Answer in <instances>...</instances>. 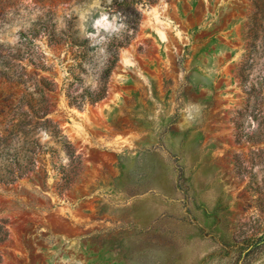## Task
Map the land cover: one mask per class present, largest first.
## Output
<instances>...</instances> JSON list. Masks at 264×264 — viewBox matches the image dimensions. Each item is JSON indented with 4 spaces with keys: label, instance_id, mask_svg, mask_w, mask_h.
I'll list each match as a JSON object with an SVG mask.
<instances>
[{
    "label": "rangeland",
    "instance_id": "obj_1",
    "mask_svg": "<svg viewBox=\"0 0 264 264\" xmlns=\"http://www.w3.org/2000/svg\"><path fill=\"white\" fill-rule=\"evenodd\" d=\"M94 3L0 0V264H264V0Z\"/></svg>",
    "mask_w": 264,
    "mask_h": 264
},
{
    "label": "clouds",
    "instance_id": "obj_2",
    "mask_svg": "<svg viewBox=\"0 0 264 264\" xmlns=\"http://www.w3.org/2000/svg\"><path fill=\"white\" fill-rule=\"evenodd\" d=\"M108 3L111 4L112 0H108ZM93 8L100 9V16L98 19L95 20V27L97 29V33L99 32V29L104 28V29H112L113 31L117 30L116 26V20L120 18L121 14L119 12L116 13V15L112 16L111 21L109 20V13H106L102 8L99 3V0H97V3H94L92 5ZM86 15L81 16V20L86 19ZM123 25H121L122 27Z\"/></svg>",
    "mask_w": 264,
    "mask_h": 264
},
{
    "label": "trees",
    "instance_id": "obj_3",
    "mask_svg": "<svg viewBox=\"0 0 264 264\" xmlns=\"http://www.w3.org/2000/svg\"><path fill=\"white\" fill-rule=\"evenodd\" d=\"M0 230L2 231V227H1V225H0ZM1 239H3V238L1 237L0 240H1Z\"/></svg>",
    "mask_w": 264,
    "mask_h": 264
}]
</instances>
